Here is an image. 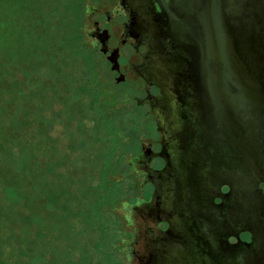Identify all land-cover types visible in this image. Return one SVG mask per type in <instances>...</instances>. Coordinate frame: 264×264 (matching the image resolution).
Returning a JSON list of instances; mask_svg holds the SVG:
<instances>
[{"label":"water","instance_id":"1","mask_svg":"<svg viewBox=\"0 0 264 264\" xmlns=\"http://www.w3.org/2000/svg\"><path fill=\"white\" fill-rule=\"evenodd\" d=\"M82 15L74 44L101 53L90 120L113 108L141 193L100 251L112 244L125 264H264V0H87Z\"/></svg>","mask_w":264,"mask_h":264},{"label":"rangeland","instance_id":"2","mask_svg":"<svg viewBox=\"0 0 264 264\" xmlns=\"http://www.w3.org/2000/svg\"><path fill=\"white\" fill-rule=\"evenodd\" d=\"M86 4L0 0L2 264H125L101 244L122 237L118 209L141 193L113 108L96 127L90 120L101 114V53L74 44ZM150 192L147 181L146 201Z\"/></svg>","mask_w":264,"mask_h":264},{"label":"flooded vegetation","instance_id":"3","mask_svg":"<svg viewBox=\"0 0 264 264\" xmlns=\"http://www.w3.org/2000/svg\"><path fill=\"white\" fill-rule=\"evenodd\" d=\"M155 145V146H154ZM160 143L159 142H154V144L152 145V148L154 149V150H158L159 148H160ZM153 162H154V164L155 165H157V166H161V165H163L164 164V159L162 158V157H154L153 158ZM154 188H155V185L151 182V192H150V196H149V200H150V197L153 195V193H152V191L154 190ZM148 200V201H149ZM0 264H2V263H0ZM3 264H6L5 262H3Z\"/></svg>","mask_w":264,"mask_h":264}]
</instances>
